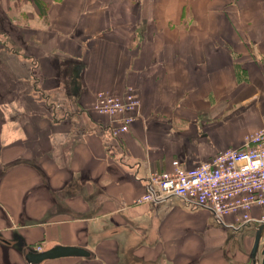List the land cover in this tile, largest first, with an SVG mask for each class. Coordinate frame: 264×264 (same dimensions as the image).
Returning <instances> with one entry per match:
<instances>
[{"label":"crops","instance_id":"crops-1","mask_svg":"<svg viewBox=\"0 0 264 264\" xmlns=\"http://www.w3.org/2000/svg\"><path fill=\"white\" fill-rule=\"evenodd\" d=\"M0 6L14 10L0 25L20 30H8L16 51L0 47V264H27V250L55 243L93 251L39 264H94L124 232L147 259L227 264L230 234L209 212L135 199L153 170L241 147L264 126V0ZM127 87L140 107L113 137L92 103Z\"/></svg>","mask_w":264,"mask_h":264},{"label":"built area","instance_id":"built-area-1","mask_svg":"<svg viewBox=\"0 0 264 264\" xmlns=\"http://www.w3.org/2000/svg\"><path fill=\"white\" fill-rule=\"evenodd\" d=\"M139 107L132 87L121 96L99 90L92 103L96 113L109 118L113 137L129 129ZM171 164V169L149 173L136 203L176 198L187 207L206 210L214 222L233 230L264 221V126L246 134L241 147L225 148L193 166L177 159Z\"/></svg>","mask_w":264,"mask_h":264},{"label":"rangeland","instance_id":"rangeland-1","mask_svg":"<svg viewBox=\"0 0 264 264\" xmlns=\"http://www.w3.org/2000/svg\"><path fill=\"white\" fill-rule=\"evenodd\" d=\"M10 1L11 0H0V2L2 4H4L5 7H6V3L7 2L10 3ZM133 1H136V0H133ZM134 5H135V7H137V2ZM1 8H3V7L0 6V20L2 19V17L7 18L6 14H10L9 19L13 17V15H14L13 9H10L11 10L10 11V10L1 9ZM20 13H21V15L23 14V17L27 16V14H26L27 11H22ZM182 17L189 18L188 10H186V9L182 10ZM11 27L12 26L0 25V47L1 48L4 47V49L14 50V45L12 44V42L11 43L7 42L8 33H9L8 30L11 31V29H12V31H15L16 33H19L20 30L17 26L13 27V28H11ZM27 31L28 30H26V32ZM23 32H21V34H23ZM14 51H16V50H14ZM171 201H173V199ZM185 207L187 209H189V211L204 210V209H199V208H190L187 206H185ZM212 221H213V219H212ZM214 223H216V222H214ZM216 224L219 225L218 223H216ZM220 227L227 230L230 234L228 236V238H229V241L231 243L232 249L230 250L231 253L227 254V257L229 256V258H227V259L225 258V261H227V264H243L244 262H246L248 259V253L250 251V247L252 245V241L254 238L255 225L250 224V225H247L244 228L239 229V230H233V229H230V228L225 227V226H220ZM130 236L131 235L126 234L124 232L123 237L121 239H119L117 242L116 249L114 251L108 250L106 257L105 258L101 257L98 261H95L94 264H173V261L175 259H179V258H175V257L172 258V257L164 256L162 251H156V253H158L160 255L147 259L143 256V254L141 252L137 253V251L133 248V245H135L136 242L134 244L130 243L129 242ZM153 243L154 242H151V244H153ZM246 244H249L250 246H248ZM243 245H244V253L241 252L239 249ZM263 245H264V238L260 244V247H262ZM91 251H93V250H91ZM223 254L225 255V251L221 252V250H220L219 251V259H221L224 256ZM180 256H184V253H182ZM223 259H224V257H223ZM180 260H186L189 264H199L198 262L195 261L194 257H190V256H187L185 258H181Z\"/></svg>","mask_w":264,"mask_h":264},{"label":"water","instance_id":"water-1","mask_svg":"<svg viewBox=\"0 0 264 264\" xmlns=\"http://www.w3.org/2000/svg\"><path fill=\"white\" fill-rule=\"evenodd\" d=\"M264 235V221L255 229L252 246L246 264H264V245L260 247ZM91 251L81 245L55 243L48 248L33 251L27 250L24 254L27 264H39L46 259L59 257H89Z\"/></svg>","mask_w":264,"mask_h":264},{"label":"flooded vegetation","instance_id":"flooded-vegetation-1","mask_svg":"<svg viewBox=\"0 0 264 264\" xmlns=\"http://www.w3.org/2000/svg\"><path fill=\"white\" fill-rule=\"evenodd\" d=\"M247 262V261H246Z\"/></svg>","mask_w":264,"mask_h":264}]
</instances>
